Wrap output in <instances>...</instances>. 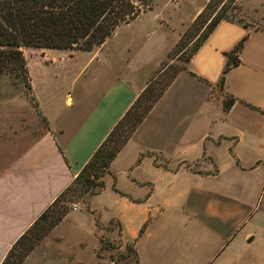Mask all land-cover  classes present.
<instances>
[{"label": "crops", "instance_id": "crops-1", "mask_svg": "<svg viewBox=\"0 0 264 264\" xmlns=\"http://www.w3.org/2000/svg\"><path fill=\"white\" fill-rule=\"evenodd\" d=\"M239 5L240 20L213 27L112 158L102 190L88 198L90 211L76 205L51 229L54 242L64 239L59 230L68 221L94 236L97 218L108 235L115 231L106 226L116 223L121 242L132 243L135 264L142 256L146 264H216L234 250L256 247L264 199V0ZM180 25L156 56L138 50L99 56L102 44L84 51L90 56L74 81L93 62L98 69L87 72L79 99L71 86L64 94L77 113L65 125L42 111L46 129L7 151L0 168V263L158 71ZM241 38L238 63L219 87L226 53ZM227 97L233 101L224 109ZM55 263L28 257L21 264Z\"/></svg>", "mask_w": 264, "mask_h": 264}, {"label": "rangeland", "instance_id": "rangeland-1", "mask_svg": "<svg viewBox=\"0 0 264 264\" xmlns=\"http://www.w3.org/2000/svg\"><path fill=\"white\" fill-rule=\"evenodd\" d=\"M206 1L134 0L141 9L140 13L129 23L116 26L113 34L102 43L98 55L107 56L117 53V57L121 58L132 50H138L143 56L148 52L151 56H156L171 43L181 27L180 23H183L184 27L179 33L178 39L181 37ZM254 1L243 0V3L251 4ZM145 4H148L149 7ZM197 10L199 11L197 12ZM226 14L231 19H240V5L236 9L227 10ZM206 23L207 21L181 48V53H174L177 39L154 75L165 68L164 73L159 74L161 78H164L178 66L184 65L183 56ZM250 24L253 27L261 26L260 24ZM198 25L199 23H197ZM193 30L194 28L190 33H193ZM21 51L27 63L31 94L24 91L19 79L13 78L9 74H0V168L7 161L5 160L7 151L12 147L15 148L20 138L31 133L36 135L46 129L47 121L42 111L54 118L56 124H68V120L77 113L78 108L76 103L72 107H68L64 103L65 92L71 86L76 99H79L88 80V74H92L98 69V63L93 62L85 73L87 76L84 74L85 76H80L75 82L74 76L89 58V52L27 47H22ZM93 51L96 52V48ZM87 72L89 73L87 74ZM58 204H65L71 209L73 205L82 204V196L69 190L62 196ZM255 222L258 238L256 247L234 250L232 254L228 253L221 257L218 263L221 259L230 258L229 264H264V199L260 203V211ZM26 229L22 233L25 236H30L29 230L26 231ZM106 229H114L115 232L108 235L101 230L99 224L93 236L89 227L75 228L68 221V225L65 223L59 230L64 233L62 241L54 242L48 235L51 230L39 240L32 238L33 247L27 251L21 263L28 257L37 263L44 258H50L56 261L55 264H129L133 262L132 243L121 242L116 223L110 222ZM21 247L22 245L18 241H14L10 246L14 253L18 252ZM137 264H146L145 257L142 256Z\"/></svg>", "mask_w": 264, "mask_h": 264}, {"label": "trees", "instance_id": "trees-1", "mask_svg": "<svg viewBox=\"0 0 264 264\" xmlns=\"http://www.w3.org/2000/svg\"><path fill=\"white\" fill-rule=\"evenodd\" d=\"M238 5V0H207L178 39L174 53L180 52L207 21L183 56V62L186 63L220 20H234L226 11L236 9ZM145 6L149 7L148 4ZM140 11L134 0H0V74H9L19 79L24 91L31 94L22 47L90 51L112 35L116 26L129 23ZM192 28L193 33H190ZM242 42L243 38L226 53V63L218 81L219 87L223 83V74L238 63L236 55ZM184 69V65L178 66L168 76L161 78L159 74L164 73V68L148 80L70 183L27 227L26 231L29 230L30 236L22 233L15 240L22 245L18 252L14 253L9 248L0 264H20L27 251L33 247L32 238L41 239L62 219L69 207L58 203L67 191L81 195L84 208L90 211L88 198L102 190V177L110 173V161L174 75ZM232 101V97L225 98L223 108L227 109ZM94 220L96 226L99 225L97 218ZM133 254L134 261L129 264L136 262L134 250Z\"/></svg>", "mask_w": 264, "mask_h": 264}, {"label": "built area", "instance_id": "built-area-1", "mask_svg": "<svg viewBox=\"0 0 264 264\" xmlns=\"http://www.w3.org/2000/svg\"><path fill=\"white\" fill-rule=\"evenodd\" d=\"M75 207H76V205H73V206H72V209H74Z\"/></svg>", "mask_w": 264, "mask_h": 264}]
</instances>
